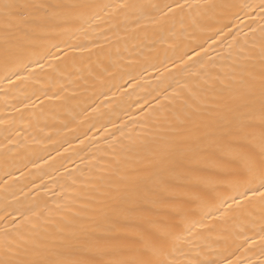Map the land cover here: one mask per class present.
<instances>
[{
    "label": "bare ground",
    "instance_id": "bare-ground-1",
    "mask_svg": "<svg viewBox=\"0 0 264 264\" xmlns=\"http://www.w3.org/2000/svg\"><path fill=\"white\" fill-rule=\"evenodd\" d=\"M6 2L0 257L264 264L262 0Z\"/></svg>",
    "mask_w": 264,
    "mask_h": 264
},
{
    "label": "snow or ice",
    "instance_id": "snow-or-ice-1",
    "mask_svg": "<svg viewBox=\"0 0 264 264\" xmlns=\"http://www.w3.org/2000/svg\"><path fill=\"white\" fill-rule=\"evenodd\" d=\"M13 7L14 5L7 3L6 0H0V9H3L5 13H8V11ZM259 8L261 12H264V0H262L261 4L259 5ZM262 91H264V88H262ZM261 121L262 124H264V108H262ZM166 152H167V148L164 149L162 155L166 154ZM248 167L250 171H254L257 168H259L262 179L261 188L264 189V144H262L261 146V158L259 162H257L255 158L249 157ZM249 191L251 192V195L253 197L259 195L261 198H264V190L256 191L250 189ZM244 195L245 197H247L248 194L245 193ZM165 243L166 241L164 240V237L162 235L161 246L159 247V249L156 250L157 258L148 261H144V260L134 261L131 262V264H170L169 260L167 259L166 249L164 247ZM92 246L96 248H104V247H108V244L105 241L96 240L95 242H93ZM36 247L39 248V245H37ZM0 264H89V262L85 260H68L61 258L48 259L46 257L41 256L38 252L36 258L26 262L12 261L10 259H5L3 257H0ZM102 264H130V262L108 261V262H102Z\"/></svg>",
    "mask_w": 264,
    "mask_h": 264
}]
</instances>
